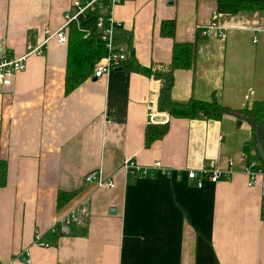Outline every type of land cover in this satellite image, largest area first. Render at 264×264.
Instances as JSON below:
<instances>
[{
  "label": "crops",
  "instance_id": "0c3cea01",
  "mask_svg": "<svg viewBox=\"0 0 264 264\" xmlns=\"http://www.w3.org/2000/svg\"><path fill=\"white\" fill-rule=\"evenodd\" d=\"M73 1L0 0V39L24 55L74 13ZM217 2L123 0L113 38L130 52L122 70L65 95L68 44L52 39L11 87L0 89V160L7 163L0 264H264L261 181L249 187L243 158L258 155L250 120H179L159 110L162 81L155 74L170 69L175 43L194 47V63L175 72L174 101L215 97L234 112L264 103V11L220 13L226 39L206 37ZM166 21L176 22L175 39L161 35ZM151 117L153 125L170 127L147 147ZM127 158L143 167L160 162L171 174L134 179L122 169ZM211 165L230 178L201 188L187 179ZM99 170L114 188L85 182ZM59 191L77 196L58 209ZM82 204L89 215L69 235L57 230L56 238H44ZM37 234L48 248L36 244Z\"/></svg>",
  "mask_w": 264,
  "mask_h": 264
},
{
  "label": "trees",
  "instance_id": "16d2710c",
  "mask_svg": "<svg viewBox=\"0 0 264 264\" xmlns=\"http://www.w3.org/2000/svg\"><path fill=\"white\" fill-rule=\"evenodd\" d=\"M264 11V0H218L217 12L220 14H238L240 12ZM104 15L98 7L79 18L78 22L70 24L67 30L68 58L65 72V95H69L77 88L94 78L97 63L107 55L104 44L100 39L98 21ZM176 22H163L161 35L165 38L175 39ZM194 63V47L191 44H174L172 64L167 72L155 74L162 81V89L159 99V110L166 112L172 119H192L202 116L207 120H221L225 115H240L260 125L264 129V103L256 102L251 109L244 111H231L221 105L214 97L211 101L191 100L189 102H177L171 98L174 85V74L177 70H190ZM144 74L150 72L140 69ZM169 124L150 125L146 130V146L162 140L169 132ZM258 133V132H257ZM253 160H258L255 155ZM259 161V160H258ZM7 185V163L0 160V188ZM77 192L59 191L57 195V208L62 209L69 204ZM57 229V227L55 228ZM58 236V231L45 235V239Z\"/></svg>",
  "mask_w": 264,
  "mask_h": 264
},
{
  "label": "built area",
  "instance_id": "2783aa9c",
  "mask_svg": "<svg viewBox=\"0 0 264 264\" xmlns=\"http://www.w3.org/2000/svg\"><path fill=\"white\" fill-rule=\"evenodd\" d=\"M123 3V0H74L73 8L74 13L66 12L64 15L63 25L55 32L46 30L47 38L37 46L27 45V51L22 56H15L6 39H0V89H5L12 86L13 79L21 72H24L27 68L28 60L31 57H41L44 55L48 43L55 39L59 44H68L67 30L73 22H78L79 18L85 16L88 12L94 11L100 7L104 15L99 18L98 29L100 30V39L104 44L107 55L103 57L96 65L94 71V78L101 79L108 76L115 70L122 68L130 58V52L126 46H115L113 44V38L115 31L121 27L120 21L115 18V9ZM219 13L214 11L212 15L211 23L204 29L203 35L211 37L216 32L217 36L221 40L226 39L225 28H222L218 24ZM150 125L156 124L154 117H151L149 121ZM246 161L245 174L249 177V187H253L261 181L262 189V210L264 214V170L258 160H253L249 155H243ZM232 164V163H231ZM122 169L129 174L132 178H152L160 173L171 174V171H165L163 165L160 162L154 163L150 167H143L138 165L132 159H125ZM221 178H230V174L223 172L211 165L208 169H203L199 173L190 171L187 173V179L195 181L197 187H203L206 180L212 183L218 182ZM85 182L88 184H96L98 188L109 187L114 188L113 181H107L103 177L101 170L92 172L85 176ZM89 209L85 204L80 205L78 211H72L71 215L62 218L58 221L56 227L62 235H69L70 227L73 224L82 223L83 217L89 215ZM55 227V228H56ZM35 242L37 245L48 248L49 244L42 241V237L37 234L35 236ZM26 262L31 264V260L27 259Z\"/></svg>",
  "mask_w": 264,
  "mask_h": 264
},
{
  "label": "water",
  "instance_id": "95a60500",
  "mask_svg": "<svg viewBox=\"0 0 264 264\" xmlns=\"http://www.w3.org/2000/svg\"><path fill=\"white\" fill-rule=\"evenodd\" d=\"M119 70H122L119 68ZM249 124L258 132V139H257V149H258V160L264 170V129L251 121H248Z\"/></svg>",
  "mask_w": 264,
  "mask_h": 264
}]
</instances>
